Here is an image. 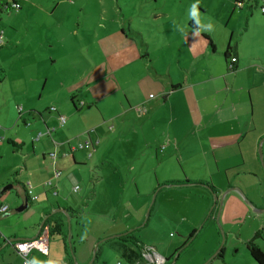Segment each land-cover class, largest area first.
<instances>
[{"label": "crops", "instance_id": "0c3cea01", "mask_svg": "<svg viewBox=\"0 0 264 264\" xmlns=\"http://www.w3.org/2000/svg\"><path fill=\"white\" fill-rule=\"evenodd\" d=\"M14 2L18 3V0H14ZM20 10H22V6ZM255 13L256 9L252 7L250 10L251 17ZM22 22L23 14L9 16L7 18V26L0 29L5 39V44L1 49L7 48V50L0 52V66L6 63L9 68V72H7V67L3 68L2 73L5 79L0 82V85L6 86L5 92L2 93H7L8 95L7 87L12 93V98H8L10 102L9 107L6 108L5 105H0V125L5 126L9 123H14L18 127V124L22 121L25 127L31 129V132L29 131L25 135L32 142V151L24 153L22 149L19 151L10 144L13 143L15 146H19L18 138L22 135L23 128H15L17 129L16 136L9 137V131L4 127L6 132H2L4 128L0 126V138L6 142L8 141L7 144L0 142V167L5 168L0 178V190L2 187L5 188L8 185H13L12 190L16 191L17 197H21L24 194L23 203H21L14 195L9 193L10 190L0 192V208L8 206L10 209V212L0 217V244L6 245L5 251L0 253V264H23L24 258L16 251L15 245L18 242L37 238L43 228L47 227L50 229V222L53 220H57L63 225L65 239L69 242L70 238L71 243H74L75 264H90L98 244L95 254L96 259L98 255L103 254L108 244H112L115 245L119 254L124 256L126 262L129 264H139L141 262V254L131 244L124 241L121 243L120 238L126 233H132L139 226L141 227L146 220L147 211L151 210L155 213L156 211L153 210L156 209L158 198L161 196V202L164 204L165 194L171 191V189L164 188L160 190L152 207L150 206L151 197L147 202H142L138 206L134 205L131 201H123V198L120 199V204L108 203L109 194L107 196L104 195L101 198L102 202L103 204L107 202L104 205L105 210L101 211L103 214L100 215L92 212L93 205L97 203V200L102 195L97 189L94 190L93 197L88 202L90 207L87 210L72 207V203H67L64 200L62 204L49 202L48 194L54 192L59 196L61 193L68 192L69 189L66 188L67 183H74V181L78 183V177L83 173L79 172L80 169L86 168L90 153L86 149H81L80 152L82 153H80L76 147L72 146L71 142L73 137H75L76 141H86L85 136H80L83 134V129L76 130L68 135L59 130L65 129L67 126L72 130V127L76 126L72 123L75 116L83 114L82 109L85 105L80 103L82 102L80 99H77L78 93L74 87H67L64 93H69L68 100H70L73 108L75 109L73 105L75 103L81 111L78 112L75 109V112H73L63 102L59 103L57 99L61 93L58 89L51 90L46 96V100L50 104L56 105V111L53 110L55 109L54 107L49 109V107L42 104V100L45 98L43 95H46L45 89L50 81L49 72H51L52 66L56 63V59L50 52L51 50H49L48 38H43V35L39 36L38 32H36L35 37L29 38L28 36H23L20 27ZM17 23L18 26H16ZM14 27L15 30L18 28V36L13 38L11 30H14ZM250 27L251 21L247 20L245 31H248ZM237 29V26H230V22L223 19H215V37L209 35L213 39L215 50L213 51L209 44L208 48L203 46V50L195 54L193 60H187L189 68H186L185 65H181L180 61H177V70L174 73L171 69L157 68L156 59H152L147 54L144 57L146 61L145 59L141 60L143 71L132 68L130 72H123V76L127 77L125 84L128 85L123 87L124 93H121L119 97L122 101L121 107L115 106V108H120V111L109 115L106 119L104 117V122L106 123V120L119 119L118 125L121 126H125L127 122H134L130 119V116L136 114L135 108L141 107L143 103H148V101L137 100L136 90L134 94L129 90L134 87V84L130 83V80L136 76V81L140 80V82L151 85L157 91L158 97L156 96L157 99L149 102V109L147 106L149 113L140 116L141 118L139 119H145L142 124L150 121L154 128H156L161 123L164 125V128L161 129L163 134H166L169 130L171 134L173 127L181 120L194 116V123L190 125L194 131V135L187 133V135L176 138L168 136L167 138L171 140L170 142L166 141L162 145H157L156 156L159 153L164 154V152L169 150V147H173L171 150L172 154L164 156L160 164L164 165L170 158L173 159V156H175L176 161L179 156L183 159L178 162L181 176L179 177V174H177L175 179H170L167 175L159 176L156 174L152 179L155 188L165 187L164 185L169 183H181L178 186H183L187 184H182L186 181L202 183V185H207L208 188H215L217 194L220 197L223 196V211L230 199V204L236 208V211L237 209L239 211V208L240 210L244 209V214L250 216L252 209L244 202L238 191H230L225 196L223 194V190L225 189L237 188V190L243 192L255 207L264 208V197H254L251 191L257 188L256 181L244 178L249 172H254L256 177H261L260 173H264V167H262L259 156V147H263L264 149V62L258 57L259 55L256 53L258 45L252 39L249 49H245V46L241 45V41L238 42L237 46L233 47L232 41ZM96 42L102 56L107 59L116 57L118 64H121V61L126 62L128 55H131L135 59L141 56L137 40L132 37L130 31L125 32L124 27L101 36ZM52 47L50 46V49ZM229 48L233 49L232 58L238 59L235 63L238 69L233 72L229 71V66L232 65V58L227 62L224 57ZM209 50L211 54H209ZM218 50L221 52L222 61L216 58L211 59ZM248 51L252 52L248 53ZM8 53H11L14 57L13 63L17 59L23 62L21 72H10L14 71V67L11 63L5 62L4 59ZM198 61H205L207 65L202 69L197 68L196 70L195 67H197ZM39 85L41 91L38 92L39 94L37 93L38 96H34L36 93L34 94L33 92L29 95V92L36 91L35 87ZM187 98L192 100L194 112L189 111V106L186 104ZM170 101L177 103L179 106ZM94 105L96 108H99L98 105ZM44 106H46V109H49V114L55 113L52 115V118H49V121L54 120L58 122V128L48 129V131H51V134H44L41 124L37 122V113L42 120L44 118L42 114ZM143 106L145 107V105ZM63 110H65L68 118L63 115ZM60 115L67 118V123L63 127L59 124ZM29 120H32L33 123H30ZM95 128L88 130L94 131V133L88 134V139L93 144L92 148L99 150V147L104 145L108 141V138L104 135L103 139V135L101 134V130L105 128L104 126L97 124ZM57 133H60V138L64 140L58 148H56L57 143L51 146L49 142L43 141L44 136L52 138ZM40 135L41 137L39 138ZM35 137H37L36 141H34ZM161 146H164V151ZM53 153L56 155L55 159L51 157ZM70 154L73 165L68 158ZM8 158L11 159L9 162L6 161ZM111 167H114L113 163H111ZM64 173L66 177L61 180ZM55 174L56 176H61L55 179ZM13 177L15 179L12 180ZM215 178H217L216 181ZM22 179L25 180L24 183H21L20 180ZM15 181L17 182L14 183ZM46 182H51L52 187L55 185L56 188L52 190V187H45ZM29 183L34 186V194L36 196L39 195V191L43 190L46 200L39 202L40 198L38 197V200H30L28 206L24 207L26 198L25 185ZM58 184H62V189L57 186ZM136 185L139 198L141 196H139L140 189L138 182ZM202 185H195L194 187L203 192L193 193L191 190H180L190 191L188 194L190 196L193 195L199 201L197 203L193 202L196 208L202 210V214H198L196 208L192 213H186L185 223L188 228L183 229L184 233L192 230V234H194L214 203L209 189ZM82 188L80 186L79 192L77 191L78 193L73 191L79 194ZM179 189L188 188L179 187ZM89 190L91 189L83 190L80 202H84V199L88 198L85 194ZM152 195L153 193L150 196ZM110 199L114 200L116 198L110 197ZM115 205H120L119 210L115 208ZM22 207L25 209L19 212V209ZM179 207L183 210L180 204ZM219 207L220 205L218 204L212 215L210 217L209 215L207 216V220L215 217L218 211L221 213L222 209L220 211ZM69 209L77 210L81 215L83 212L85 214L83 217L87 216V218L83 220L80 215L76 223L74 219L70 218ZM60 210L67 214H64ZM112 210V214L107 216ZM49 217L52 218L48 219ZM99 217L103 219L101 218L102 220L100 221V219H97ZM68 218H70L71 223L70 230ZM240 218H243V216ZM153 219V215H150L147 223L153 221L156 224H160L164 229L170 227V219H161L157 212L156 218ZM160 221L161 223H159ZM147 223L144 225H147ZM181 225L178 226L179 229L184 224ZM64 237H54L55 240L50 238L49 254L47 256L38 252H32L28 255V259L30 261L35 260L39 264H49V262L51 264H69L70 258L65 251ZM170 237L176 238L172 233H170ZM139 242L143 246L155 247L158 252L160 246H162L159 240L154 241L153 244ZM182 242L180 240L176 241V245L178 246ZM124 251L127 252L126 255Z\"/></svg>", "mask_w": 264, "mask_h": 264}, {"label": "rangeland", "instance_id": "374dc122", "mask_svg": "<svg viewBox=\"0 0 264 264\" xmlns=\"http://www.w3.org/2000/svg\"><path fill=\"white\" fill-rule=\"evenodd\" d=\"M238 2L241 4H238ZM18 3L22 6V10L13 9L12 0H0V4H3L0 14V29L7 26V18L9 16L23 14V22L20 26L23 36L35 37L36 32H38L39 36L43 35V38H48L49 50H51L50 52L56 59V63L52 66L51 72H49L50 81L45 89L46 95H43L45 98L42 100V104L49 107V109L51 107L55 108L56 105L50 104L46 100V96L51 90L58 89L61 94L57 101L59 103L63 102L69 106L70 110L75 112L70 100H68L69 93H64L67 87H74L78 93L77 99H80L82 101L80 103L85 105L82 109L83 114L75 116L72 123L76 126L72 127V130L69 129V126L59 130L68 135L76 130L83 129V134L80 136H85L86 141H88V134L94 133V131L88 130L95 128L97 124H101L105 127L101 130L103 139L104 135L108 138V141L100 146L99 150H88L89 153L92 152V157L88 158L86 168L80 169L79 172L83 173L78 177V183L76 181L74 183L68 182L66 185V188L69 189L68 192L61 193L59 196L51 192L48 194L49 202L62 204L64 200L67 203H72V207L87 210L90 207L88 202L92 199L94 190L97 189L102 195L97 200V203L93 205L92 212L100 215L103 214L101 211L105 210L104 205L107 201L108 203L120 204L121 198H123V201H131L134 205L139 206L140 203L147 202L151 197L150 206L152 207L158 192L168 188L171 191L165 194V203L162 204V197L160 196L156 202V209L153 211H156L161 219H170V227L164 229L160 224H156L153 221L144 225L145 220L141 227L139 226L131 233L133 238L145 244H153L154 241L159 240L162 246H160L158 253L166 260H169L166 264H258L248 251L247 243L254 238L256 233L264 229V208L256 207L262 213L258 214L251 210L252 214L246 216L244 214L245 210H240L239 208V211L238 209L236 211V208L230 204L229 199L224 211L222 204L220 205L219 208L222 211L219 217L218 211L215 217L207 220V216L213 208L212 204L206 218L201 222L196 232L192 234L193 231L191 230L188 233H184L183 229L188 228L185 223L186 213H192L196 208L193 202L197 203L199 201L193 195L190 196L188 194L190 191L180 190H191L193 193L203 191L194 187L195 185L178 186V184H171L172 186L162 188L156 187V189L152 182L156 174L159 176L167 175L170 179H175L177 174H179V177L181 176L178 162L183 158L179 156L176 161L175 156H173V159L170 158L167 163L162 165L160 164L161 160L164 156L172 154L171 150L173 147H169V150L164 152V154L159 153V157L156 156V148L159 144L162 145L166 141L170 142L171 140H168V136L176 138L187 135V133L194 135V131L190 126L194 123V116L181 120L173 127L171 134L170 130L163 134L161 129L164 128V125L161 123L156 128L150 121L142 124L145 119H139L141 118L140 116L149 113L147 111L149 102L157 99L158 96L154 87L140 82V80L136 81V76H134L130 80L134 87L129 90L133 94L136 90L137 100L148 101V103H143L146 108L143 105L141 107L135 106L137 107L134 108L138 118L136 114L131 115L130 119L134 122H127L125 126L118 125L119 119L106 120L107 122L105 123L104 117L106 119L109 115L120 111L118 107H121L122 101L119 97L121 93H124L123 87L128 85L125 84L127 77L123 76V72H130L132 68L143 71L141 60L145 59L146 61L144 57L147 54L152 59H156V67H160L159 69H171L174 73L177 70V61L189 68L187 60H193L194 55L203 50V46L208 48L209 41L203 35L215 37V19H223L230 22V26L238 27L232 41L233 47L237 46L238 42L241 41V45L245 46V49H249L252 39L258 45L256 48L258 57L264 62V14L260 9V2L258 6L254 4L256 13L252 17L250 15V6L253 0H18ZM6 4H10V8H5ZM197 4L201 21L203 23L211 21L214 25L212 32H201L199 38L193 36V31L197 27L196 21L189 17L191 7ZM247 20L251 21V27L248 31H245ZM16 26H18V23ZM121 27H124L125 32L130 31L132 33V37L139 44L141 53L138 59L128 55L126 62H120L122 66L117 63L116 57L113 59L104 58L96 42L101 36ZM181 28H183V31H180ZM241 28L243 29L242 31ZM17 29L15 30L14 27V30H11L13 38L18 36ZM209 37L211 38V36ZM50 46L53 47L50 49ZM3 50L5 51L7 48L0 49V52ZM251 52L248 51V53ZM209 54H211L210 50ZM220 54L221 52L218 50L211 59L216 58L222 61L223 58ZM4 59L5 62L11 63L14 67V71L10 72L22 71L23 62L20 59L13 63L14 57L11 53L6 54ZM171 64L173 65L171 66ZM206 65L205 61H198L195 69H202ZM5 67H7L6 63L0 66V82L5 79L2 73ZM7 72H9V68ZM35 89L36 91L29 92V95L33 92L34 94L36 93L34 96L37 97L38 92L41 91L40 85L36 86ZM5 90L6 86L0 85V105H5L8 108L10 103L8 98H12V93L8 87V95L7 93H2ZM124 100L126 101L125 97ZM160 100L162 102V98ZM186 100L189 111L194 112L192 100L188 98ZM171 103L179 106L175 102ZM94 104L98 105L99 108H96ZM116 105L118 106L117 108H115ZM46 106L42 110L43 120L37 113V122L41 124L44 134L49 133L48 129L58 128V122L49 121V118H52L55 113L49 114V109H46ZM139 108H143V115L138 111ZM62 113L67 117L65 110ZM28 118L30 117L28 116ZM181 118L183 117L181 116ZM29 121L33 123L32 120ZM0 126L1 128L5 127L9 131V137L16 136V130L20 127L23 128L22 135L18 138L19 146H15L13 143L10 144L19 151L22 149L24 153L32 151V142L25 135L31 129L25 127L22 121H20L18 127L14 123ZM5 128L2 132H6ZM36 139L37 137L34 138V141ZM43 141L49 142L51 146L57 143L56 148H58L64 140L60 138V133H57L52 138L44 136ZM86 141H76L75 137L71 140L72 146L76 147L79 152L81 151L79 145ZM0 142L8 143V141L6 142L1 138ZM164 146H161L162 150ZM68 158L73 165L71 154L68 155ZM10 160L8 158L6 161L9 162ZM111 163H113L114 167H111ZM4 169L0 167V178L4 173ZM76 170L78 171V169ZM60 176L57 177L55 174V179ZM260 176L262 180L261 177H256L254 172H249L244 178L256 181L257 188L251 191L254 197L263 198L264 173H260ZM65 177L64 173L61 180ZM13 179L15 178L13 177ZM216 180L217 178H215ZM20 181L24 183L25 180L22 179ZM137 182L140 189L139 196H141L139 198ZM74 185L75 187L79 185V189L80 186L81 188L83 186L79 194L74 193ZM57 186L62 189V184ZM179 187L188 189H179ZM55 188L56 186L54 185L52 190ZM89 188L91 190L85 194L88 198L84 199V202H80L83 190ZM2 190L3 187L0 192ZM226 191V189L223 190V194ZM9 193L23 203L24 194L21 197H17L16 191L12 189ZM151 193H153L152 196H150ZM108 194L109 200L103 204L101 198ZM38 197L40 198L39 202L46 200L43 190L39 191ZM110 197L116 199L113 200ZM179 204L184 211L179 207ZM119 206L115 205V208L119 210ZM112 212L113 210L107 216L112 214ZM156 212L153 213L151 211L150 213L154 219L156 218ZM196 212L202 214L200 208H196ZM83 215L85 214L82 212L81 216L85 220L87 216L83 217ZM242 216L243 218H240ZM101 218L97 219L101 221L103 219ZM181 224L184 225L179 229L178 226ZM170 233L176 238L170 237ZM262 233L263 237L256 240V243L264 252V232ZM192 235L194 236L192 237ZM55 238L52 239L55 240ZM179 240L183 242L177 246L176 241ZM3 251H5V248ZM117 262L129 264L124 256L119 254L115 245L108 244L102 255H98L97 259H94L93 256L90 264H117Z\"/></svg>", "mask_w": 264, "mask_h": 264}, {"label": "built area", "instance_id": "2783aa9c", "mask_svg": "<svg viewBox=\"0 0 264 264\" xmlns=\"http://www.w3.org/2000/svg\"><path fill=\"white\" fill-rule=\"evenodd\" d=\"M262 4L261 11L264 13V0ZM15 9H20L21 6L19 4L13 5ZM4 44V38L2 33L0 34V47L3 46ZM236 62V59H232V63ZM152 97V96H151ZM56 111V109H53ZM141 115L144 114L143 108H139L138 110ZM67 123V118L63 115L59 116V124L61 127L65 126ZM51 134V131L49 130V133ZM93 144L91 141H86L83 144L79 145V149H86L90 150L93 149ZM77 149V148H76ZM94 150V149H93ZM51 157L55 159L56 155L55 153L51 154ZM89 157H92V152H90ZM59 176V175H57ZM45 187H52V183L49 182L45 184ZM79 190V187L76 186L74 188V191L77 192ZM25 193L26 196L31 200V201H36L38 200V196L34 194V187L31 183L25 185ZM57 194V193H56ZM10 212V209L8 206H2L0 208V217L5 215L6 213ZM50 229L49 228H43L42 232L39 234V236L35 239L32 240H26L22 242H18L15 245L16 251L24 258L23 264H25L26 261L30 260L28 259V255L32 252H38L44 256H47L49 254V242H50V235H49ZM20 245L26 246V251H21L20 250ZM141 262L139 264H166V259L161 256L158 251L156 250L155 247L153 246H142L141 249ZM117 264H122L121 262H118Z\"/></svg>", "mask_w": 264, "mask_h": 264}, {"label": "trees", "instance_id": "16d2710c", "mask_svg": "<svg viewBox=\"0 0 264 264\" xmlns=\"http://www.w3.org/2000/svg\"><path fill=\"white\" fill-rule=\"evenodd\" d=\"M13 1V5H15V4H18V3H16V2H14V0H12ZM253 2H256V3H254V4H256V5H259V2H260V9L262 8V4H263V1L262 0H258V1H256V0H253ZM238 4H241L240 2H238ZM2 7H3V4H0V14H1V10H2ZM5 8H10V4H6L5 6H4ZM252 7H254V5H253V3H252V5L250 6V10H251V8ZM12 8L13 9H15L13 6H12ZM21 9V8H20ZM20 9H15V10H20ZM241 9V8H240ZM263 13V12H262ZM264 14V13H263ZM2 32H0V34H1ZM204 37L209 41V45H210V48L214 51L215 50V44H214V42H213V40L209 37V36H207V35H204ZM4 44H5V42H4ZM3 44V45H4ZM2 47V46H1ZM1 47H0V49H1ZM224 57H225V60L228 62L229 61V59H231L232 57H233V49H231V48H229L228 49V51L225 53V55H224ZM233 59V58H232ZM236 59V62H237V58H235ZM236 62H234V63H232V65L231 66H229V71H236L237 69H238V67L237 66H235V63ZM73 101H74V99H73ZM74 105V107H75V109L79 112V111H81V109H79L76 105H75V103L73 104ZM17 181H15L14 183H16ZM193 184V185H202V183H197V182H190V181H186V182H183L182 184ZM13 184V183H12ZM18 184V183H17ZM172 183H169V184H165L164 186H170ZM181 183H178V185H180ZM172 186V185H171ZM211 189H212V191H214L215 193H217V190L215 189V188H213V187H210ZM27 197V196H26ZM28 198V197H27ZM28 201L30 202V199L28 198ZM68 213H69V216H70V218L71 219H74L75 220V222L77 223L78 222V220H79V218H80V215H81V213H79V212H77V210L75 211V210H73V209H69V211H68ZM50 218H52V217H49L48 219H50ZM262 232H264V229H263V231H261V232H258V233H256L255 234V236H254V238L252 239V240H250L248 243H247V249H248V251L250 252V254H251V256H252V258L258 263V264H264V252L261 250V248L257 245V243H256V240H258V239H260V238H262L263 236V233ZM49 235H50V238H54V237H64V229H63V225L62 224H60L57 220H53L52 222H50V232H49ZM194 235H192V237H193ZM191 237V238H192ZM121 239V243H123V241L124 242H127V243H129V244H131L134 248H135V250L140 254V252H141V249H142V246H143V244L142 243H140L136 238H133L132 236H131V233H129V234H127V235H124L123 237H121L120 238ZM64 242H65V251H66V253H67V255L69 256V258H70V262H69V264H75V261H74V252H75V247H74V243L72 244L71 242V248H70V246H69V242L67 241V239H65V237H64ZM71 253H73V255L71 254ZM124 254L126 255L127 254V252H125L124 251ZM169 260H166V263L168 262Z\"/></svg>", "mask_w": 264, "mask_h": 264}, {"label": "water", "instance_id": "95a60500", "mask_svg": "<svg viewBox=\"0 0 264 264\" xmlns=\"http://www.w3.org/2000/svg\"><path fill=\"white\" fill-rule=\"evenodd\" d=\"M259 156H260V161H261V164H262V166L264 167V159H263V150H262V147H259ZM186 185H193V184H186ZM184 186V185H183ZM202 186H204V187H207L208 188V186L207 185H202ZM13 188V185H8V186H6L5 188H3V190L1 191V192H5L6 190H11ZM209 189V191H210V193L212 194V196H213V199H214V203H213V208L211 209V211H210V213H209V217L212 215V212L214 211V209L217 207V205L219 204V205H221V204H223V196L222 197H220L217 193H215L214 191H212V189L211 188H208ZM230 191H238L239 193H240V195H241V197H242V199L244 200V202L249 206V208H251L252 210H254L255 212H257V213H261L262 211L261 210H259V209H256V207L254 206V204L253 203H251L249 200H248V198L243 194V192L241 191V190H237V188H233V189H229V190H227L226 191V193L224 194V196L228 193V192H230ZM28 204H29V201H28V198L26 197L25 198V206L24 207H26V206H28ZM24 207H22V208H20L19 209V212H22L25 208ZM61 211V210H60ZM220 211H221V209H220ZM61 212H63L64 214H67V213H65L64 211H61ZM150 213H151V210H148V213H147V216H146V221H145V223H147V220H148V218H149V216H150ZM220 216V212H219V214H218V217ZM68 223H69V230L71 229V224H70V219L68 218ZM128 233H126V234H124V235H127ZM71 239L69 238V244H70V247H71V241H70ZM99 245V244H98ZM98 245L96 246V248H95V253H94V259H95V254H96V252H97V249H98ZM6 247V245H1L0 244V253L4 250V248ZM72 255H73V253H72ZM74 261H75V255H74Z\"/></svg>", "mask_w": 264, "mask_h": 264}, {"label": "clouds", "instance_id": "9594fccd", "mask_svg": "<svg viewBox=\"0 0 264 264\" xmlns=\"http://www.w3.org/2000/svg\"><path fill=\"white\" fill-rule=\"evenodd\" d=\"M189 17L191 19H194L196 21V29L193 31V36L196 38L200 37V33L207 31V32H212L214 30V25L211 21H209L208 23H203L200 19V15L198 12V4L197 5H193L190 9L189 12ZM180 31H183V28L180 29ZM20 250L21 251H26V246L24 245H20ZM25 264H39V262L33 260V261H26ZM49 264H51V262H49Z\"/></svg>", "mask_w": 264, "mask_h": 264}]
</instances>
